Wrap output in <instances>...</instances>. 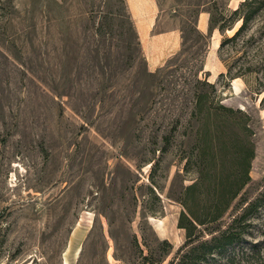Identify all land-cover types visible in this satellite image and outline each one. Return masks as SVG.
<instances>
[{
	"label": "rangeland",
	"instance_id": "1",
	"mask_svg": "<svg viewBox=\"0 0 264 264\" xmlns=\"http://www.w3.org/2000/svg\"><path fill=\"white\" fill-rule=\"evenodd\" d=\"M156 2L155 30L180 28L182 44L149 70L125 0H0V264L176 259L188 245L168 191L196 174L184 167L196 78L253 130L251 179L216 225L264 187V0ZM201 11L220 33L208 59ZM243 222L239 241L197 264H264V204Z\"/></svg>",
	"mask_w": 264,
	"mask_h": 264
},
{
	"label": "trees",
	"instance_id": "2",
	"mask_svg": "<svg viewBox=\"0 0 264 264\" xmlns=\"http://www.w3.org/2000/svg\"><path fill=\"white\" fill-rule=\"evenodd\" d=\"M235 9L234 11H237ZM235 30L236 36L247 19ZM212 19L209 18V27ZM194 102L192 111L195 115L194 143L185 155V170L193 168L196 174L193 180L181 185L178 189L170 187L168 197L181 205L177 225L185 229L187 247L178 249V256L168 264H197L213 250H221L227 245L239 241L244 232L243 219L264 204V187L256 197L245 200L246 204L239 215H235L226 227L216 225L233 199L251 179L249 175L251 159L254 156V143L251 139L253 130L249 125V115L242 109L219 103L214 83L205 79H197L194 83ZM261 103L264 104V95ZM187 126L191 125L189 119ZM193 127L189 128V133ZM168 135H164L166 141ZM164 146L160 148L163 150ZM155 187L157 184L152 181ZM155 199L159 196L151 187ZM244 202V203H245ZM198 226H204L209 237L198 239L194 234ZM194 235V236H193ZM134 240L137 241L136 236ZM158 248L167 251L171 243L166 239H158ZM153 264L159 263L161 255L155 257Z\"/></svg>",
	"mask_w": 264,
	"mask_h": 264
},
{
	"label": "crops",
	"instance_id": "3",
	"mask_svg": "<svg viewBox=\"0 0 264 264\" xmlns=\"http://www.w3.org/2000/svg\"><path fill=\"white\" fill-rule=\"evenodd\" d=\"M125 2L135 24L146 66L149 70H154L180 50L181 30L178 27L155 30L158 20L156 0H125ZM196 26L201 32L208 30L209 14L207 12L201 11L198 14ZM211 34L212 41L207 59L212 57L213 51L217 48L218 45H214L213 41L218 38L220 33L217 28H213ZM217 41L219 40L217 39Z\"/></svg>",
	"mask_w": 264,
	"mask_h": 264
},
{
	"label": "bare ground",
	"instance_id": "4",
	"mask_svg": "<svg viewBox=\"0 0 264 264\" xmlns=\"http://www.w3.org/2000/svg\"><path fill=\"white\" fill-rule=\"evenodd\" d=\"M214 45H218V41L217 39L215 41H213ZM234 89L235 90H238V87L237 85H234ZM238 93V92H237ZM244 109V108H243ZM150 220H151V217H150ZM152 221V220H151ZM162 223V220H158V224H161Z\"/></svg>",
	"mask_w": 264,
	"mask_h": 264
},
{
	"label": "water",
	"instance_id": "5",
	"mask_svg": "<svg viewBox=\"0 0 264 264\" xmlns=\"http://www.w3.org/2000/svg\"><path fill=\"white\" fill-rule=\"evenodd\" d=\"M148 220H149V218H148Z\"/></svg>",
	"mask_w": 264,
	"mask_h": 264
}]
</instances>
